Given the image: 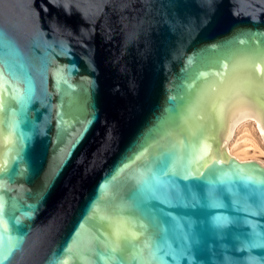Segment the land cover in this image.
Masks as SVG:
<instances>
[{"label":"water","instance_id":"water-1","mask_svg":"<svg viewBox=\"0 0 264 264\" xmlns=\"http://www.w3.org/2000/svg\"><path fill=\"white\" fill-rule=\"evenodd\" d=\"M241 113L264 0H0V264H264Z\"/></svg>","mask_w":264,"mask_h":264},{"label":"bare ground","instance_id":"bare-ground-1","mask_svg":"<svg viewBox=\"0 0 264 264\" xmlns=\"http://www.w3.org/2000/svg\"><path fill=\"white\" fill-rule=\"evenodd\" d=\"M264 123L255 114H239L222 137L225 152L240 161L256 160L264 165Z\"/></svg>","mask_w":264,"mask_h":264}]
</instances>
